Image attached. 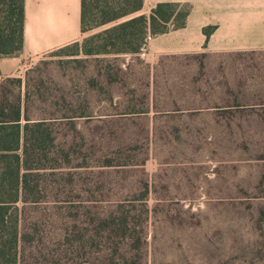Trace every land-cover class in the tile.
<instances>
[{"label":"rangeland","instance_id":"obj_1","mask_svg":"<svg viewBox=\"0 0 264 264\" xmlns=\"http://www.w3.org/2000/svg\"><path fill=\"white\" fill-rule=\"evenodd\" d=\"M159 2L170 18L155 29L170 33L193 0H145L142 12ZM108 26L93 22L79 42L24 62V114L57 121L25 137L22 172L44 184L62 179L71 196L34 201L27 190L18 201L19 264H264V105H174L173 86L161 73L154 109L133 102L146 89L137 70L162 54L157 39L165 32L151 34L142 52H115L109 44L106 52ZM90 49L85 59L61 58ZM40 65L74 70L64 72L70 96L54 98L65 87L51 77L36 83ZM79 66H89L83 77ZM212 71L201 67L198 85L208 99L197 103L264 101L261 91L257 97L246 90L242 99L231 89L228 99H211L222 79L221 69ZM82 114L94 118H77Z\"/></svg>","mask_w":264,"mask_h":264},{"label":"crops","instance_id":"obj_2","mask_svg":"<svg viewBox=\"0 0 264 264\" xmlns=\"http://www.w3.org/2000/svg\"><path fill=\"white\" fill-rule=\"evenodd\" d=\"M24 6L23 49L17 55L0 56V122L5 120L20 122L22 127L21 152L27 144L25 137L30 130L40 133L41 127H51L53 120L57 121L49 118H27L24 114L25 97L22 94L25 86V80L22 79L24 62L29 59H39L47 53L73 45L80 41L84 33L82 31V0H24ZM184 21L179 26H174L170 33L164 31L165 33L158 37V53L162 54L158 56L154 64L148 68L140 66V70H137L136 74L146 79V89L137 97L142 99L133 102H140L141 105L154 109L159 102V96L155 94V85L159 80L162 82L157 76L161 73L165 81L173 86L171 97L174 105H264V101L256 103L210 101L197 103L196 101L197 99H208V95L203 91L205 88L200 85L204 75H199L205 72L215 73L211 70L216 68L222 70L219 73L222 79L220 85L214 88L215 94L210 95L211 99L213 97L228 99L230 97L228 89L234 91L236 98L242 99L246 98V90L257 97L261 96L260 91L264 93V0H193ZM207 28L211 31L209 36L205 30ZM138 54L144 62H147L143 53ZM169 54L172 56L166 59L171 58L172 61L165 60L163 63L161 56H170ZM192 54L195 56H191L193 58L190 60L189 57ZM197 55L203 56L199 64L196 59ZM205 56L207 59L204 58ZM88 57H91V54L61 56V58L76 60ZM201 67L205 70L204 73L200 72ZM33 69H35L34 73L37 78L36 83L51 77L55 80L53 84L64 85L65 89L61 88L60 97L52 94L58 101L70 96V83L65 79L64 72L69 73L74 70L42 65ZM88 70L89 66L76 68V71H80L81 77ZM93 70L92 74L100 76L99 71H95V68ZM101 78L100 76L98 79L100 83ZM210 79L213 81L212 77ZM198 82H200L199 85ZM55 85L49 88L50 92L57 89ZM76 96L80 98L78 99L80 105L85 104L86 97L83 91L80 94L76 93ZM16 113L20 114L19 118L16 117ZM144 113V111L128 112V115ZM156 113H162V111ZM126 114H114V116ZM101 116L107 115L99 117ZM77 118L86 119L94 118V116L82 114ZM27 123L30 127L29 131L25 130ZM37 146L41 147V144ZM24 182L20 195L22 202L25 201L27 190L32 194L28 200L34 201L61 203L71 196L68 192V185L62 179L44 184L40 180L36 182L25 178ZM90 194L100 196V193Z\"/></svg>","mask_w":264,"mask_h":264},{"label":"trees","instance_id":"obj_3","mask_svg":"<svg viewBox=\"0 0 264 264\" xmlns=\"http://www.w3.org/2000/svg\"><path fill=\"white\" fill-rule=\"evenodd\" d=\"M150 14L142 12L145 0H82V31L93 22L109 25L108 45L115 52H141L158 21L166 20L161 6ZM187 16V13H186ZM186 16L184 18H186ZM24 0H0V56L19 54L24 46ZM207 36L210 29H205ZM125 46H120V42ZM128 41V43H127ZM92 53V49L87 51ZM93 54V53H92ZM16 117H20L16 113ZM29 124L25 130L29 131ZM22 127L18 120L0 122V264H19L21 240V215L18 201L25 183L22 172L24 156L21 152Z\"/></svg>","mask_w":264,"mask_h":264}]
</instances>
